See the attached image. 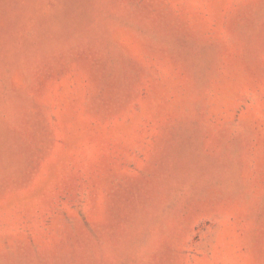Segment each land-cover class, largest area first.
<instances>
[{
    "label": "rangeland",
    "instance_id": "374dc122",
    "mask_svg": "<svg viewBox=\"0 0 264 264\" xmlns=\"http://www.w3.org/2000/svg\"><path fill=\"white\" fill-rule=\"evenodd\" d=\"M0 264H264V0H0Z\"/></svg>",
    "mask_w": 264,
    "mask_h": 264
}]
</instances>
